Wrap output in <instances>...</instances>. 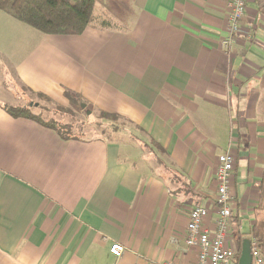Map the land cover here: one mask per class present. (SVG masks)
I'll list each match as a JSON object with an SVG mask.
<instances>
[{"label":"crops","instance_id":"1","mask_svg":"<svg viewBox=\"0 0 264 264\" xmlns=\"http://www.w3.org/2000/svg\"><path fill=\"white\" fill-rule=\"evenodd\" d=\"M229 2L95 0L116 27L65 36L0 11V264H196L188 212L205 206L214 229L226 150L235 160L229 234L240 252L264 174V0H247L227 51ZM24 88L62 105L70 91L137 135L123 132L127 145L64 140L6 112Z\"/></svg>","mask_w":264,"mask_h":264},{"label":"trees","instance_id":"2","mask_svg":"<svg viewBox=\"0 0 264 264\" xmlns=\"http://www.w3.org/2000/svg\"><path fill=\"white\" fill-rule=\"evenodd\" d=\"M0 11L47 35H79L90 26L116 27L115 23L96 13L95 0H0ZM30 93L36 96L37 102H31L32 105L28 102L4 104L6 112L13 117H24L51 128L64 140L102 138L112 141L114 140L112 134L118 135L123 132L132 134L131 127L126 125L136 127L119 114L97 110L95 112L98 121L97 124L94 123L96 129H86L84 118L71 108L54 103L42 93ZM64 95L69 100L72 99V104L80 109V102L74 100L76 95L67 90L64 91ZM43 102L46 104H42ZM51 102L55 105L52 109L47 105ZM258 189L259 200L254 209V220L249 234L257 239L264 259V174L258 183ZM241 240L242 238L239 239L240 242ZM239 255L240 252L236 251L234 264H238Z\"/></svg>","mask_w":264,"mask_h":264},{"label":"built area","instance_id":"3","mask_svg":"<svg viewBox=\"0 0 264 264\" xmlns=\"http://www.w3.org/2000/svg\"><path fill=\"white\" fill-rule=\"evenodd\" d=\"M247 0H230L227 16L228 36L222 39L221 45L229 50L233 44V35L241 32L240 24L244 17ZM215 170L216 192L214 206L217 217L215 227L209 230L204 226L208 216L205 206L195 205L188 212L185 242L188 247H197L199 250L196 264H234L235 249L229 243L230 220L232 217L231 202L233 195L230 189V179L234 170V156L230 150L219 154ZM251 264H264L260 253L258 241L250 236ZM109 251L112 255L120 257L124 251L121 243L114 242ZM162 264H179L169 260Z\"/></svg>","mask_w":264,"mask_h":264},{"label":"rangeland","instance_id":"4","mask_svg":"<svg viewBox=\"0 0 264 264\" xmlns=\"http://www.w3.org/2000/svg\"><path fill=\"white\" fill-rule=\"evenodd\" d=\"M23 91V95H25V99L24 100H22V103L23 102H25V103H27L28 102V104L30 103V102H37L38 101V99L36 98V96H34L33 94H31L30 92H27V90H25V88H24V90H22ZM51 99V98H50ZM65 99L68 101V103L67 104H60V105H62V106H65V107H68V108H71L72 109V111H75L78 115H81L83 118H84V120L86 121V124H85V128L86 129H92V128H94V129H96V127H95V125L97 124V116H96V114H97V112H95V110L93 111V109L91 108V106L90 105H86L85 104V102L84 101H82V100H80L78 97H76V98H74V100H76V102H80V109H78V107L77 106H75L74 104H72V99L71 100H69L68 98H66L65 97ZM52 100V99H51ZM54 102V101H53ZM45 102H43L42 104H44ZM55 103V102H54ZM54 103H48L47 105H48V108H50V109H52V107H55V105H54ZM13 104H21V102L20 101H14L13 102ZM46 104V103H45ZM81 104H84L85 105V107L84 108H82L81 107ZM50 111V110H49ZM85 111H86V113H85ZM88 111H90V118H88V116H89V114H87V112ZM92 112V113H91ZM50 114V113H49ZM66 120V119H65ZM96 122V124H94ZM126 127H131V132H132V135H137L135 132L136 131H134L135 129H134V127L133 126H130V125H126ZM112 136V138L115 140L116 138H119V140L122 142V143H124V142H130L131 141V139H129V137H128V135H126V134H123V133H121V134H118V135H115V134H112L111 135ZM129 140V141H128ZM124 144H126V143H124ZM131 144H135V143H131ZM127 145V144H126ZM137 158H135V160H136ZM241 224H242V226H241V232L242 233H245L244 234V236L245 237H247L248 236V234L247 233H249V228H248V223H247V220H245V219H242V222H241ZM232 237L230 236V234H229V236H228V241H229V243L232 245ZM238 243V242H237ZM240 245L241 244H239V246L238 247H240Z\"/></svg>","mask_w":264,"mask_h":264},{"label":"water","instance_id":"5","mask_svg":"<svg viewBox=\"0 0 264 264\" xmlns=\"http://www.w3.org/2000/svg\"><path fill=\"white\" fill-rule=\"evenodd\" d=\"M29 105H32V103L30 102ZM81 107L84 108L85 105L81 104ZM87 114H90V111H88ZM238 264H251V249L249 238H244L241 241Z\"/></svg>","mask_w":264,"mask_h":264}]
</instances>
